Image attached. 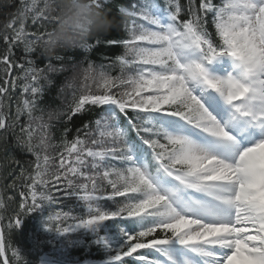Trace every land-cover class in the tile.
<instances>
[{
	"label": "snow or ice",
	"instance_id": "obj_1",
	"mask_svg": "<svg viewBox=\"0 0 264 264\" xmlns=\"http://www.w3.org/2000/svg\"><path fill=\"white\" fill-rule=\"evenodd\" d=\"M0 14V264H264V0Z\"/></svg>",
	"mask_w": 264,
	"mask_h": 264
},
{
	"label": "trees",
	"instance_id": "obj_2",
	"mask_svg": "<svg viewBox=\"0 0 264 264\" xmlns=\"http://www.w3.org/2000/svg\"><path fill=\"white\" fill-rule=\"evenodd\" d=\"M12 11H15V8H12L11 9ZM6 19V16L5 15H2L0 14V23H2L4 20ZM94 39V38H93ZM107 46L105 45L104 48H106ZM82 49H66V50H60V54H65V52H67L68 54H74L75 57L77 59L81 58V53H82ZM122 51V50H121ZM18 54L19 53V50H18ZM119 54V53H118ZM92 59L95 60V62L97 64L101 63L102 61H105V53L103 52V50L101 51H96L94 52V54L92 55ZM106 62V61H105ZM69 75L70 77V74H67ZM64 79V77H59L58 80L62 81ZM54 95V94H53ZM52 97H50L51 99ZM57 104L60 103V101H57L56 102ZM132 135V134H131ZM82 255L84 257H86L90 262L91 264H102V260L104 259V253L102 250H97L95 248L92 249V251L89 253V252H84L82 253Z\"/></svg>",
	"mask_w": 264,
	"mask_h": 264
}]
</instances>
